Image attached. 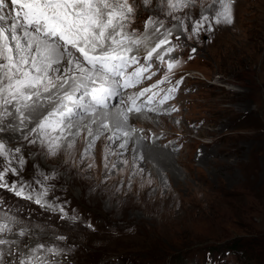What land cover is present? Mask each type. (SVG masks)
Listing matches in <instances>:
<instances>
[{
  "label": "rangeland",
  "instance_id": "374dc122",
  "mask_svg": "<svg viewBox=\"0 0 264 264\" xmlns=\"http://www.w3.org/2000/svg\"><path fill=\"white\" fill-rule=\"evenodd\" d=\"M191 11L198 16L200 9ZM150 14L141 5L134 27L143 31V21ZM234 17L232 25H214V32L201 33L199 39L182 36V48L174 58L202 74L190 79L191 92L179 99L180 111L163 122L161 117L131 121L136 128L143 127L149 138L162 129L186 134L172 152L179 162L180 180L188 178L184 187L170 185L171 176L167 180L158 176L152 195L145 201L137 198L131 190L136 186L134 177L124 174L131 164L123 173L113 172L106 178L103 138L94 150L93 170L85 166L90 160L79 163L85 146L76 148L79 154L71 159L63 152L47 159L29 157L25 178H31L33 164L38 162L46 173L58 170L57 178L49 181L56 185L49 198L66 202V210L76 220L61 219L58 213L4 195L41 241L53 242V234L67 237L56 241L72 248L57 258L61 264H185L206 261L209 251L217 258L222 255L217 264H264V0H236ZM191 56L196 58L189 60ZM161 143L149 147L162 152L173 145ZM125 155L129 159L130 153ZM189 165L191 170L185 167ZM86 183L88 188L81 185Z\"/></svg>",
  "mask_w": 264,
  "mask_h": 264
},
{
  "label": "snow or ice",
  "instance_id": "6c2138e0",
  "mask_svg": "<svg viewBox=\"0 0 264 264\" xmlns=\"http://www.w3.org/2000/svg\"><path fill=\"white\" fill-rule=\"evenodd\" d=\"M235 2L156 0L153 6V0H0V264H61L57 258L72 251L56 243L67 240L62 235L41 241L4 195L76 220L66 202L49 198L56 188L49 181L58 170L46 173L34 163L31 178H25L29 157L63 152L71 159L83 138L79 163L90 160L87 168L92 169L103 138L106 178L125 171L129 152L131 176L142 175L137 161L144 160L140 147L148 137L137 135L143 129L132 119L159 112L175 98L182 78L163 96L160 85L170 82L182 64L172 55L182 48V36L199 39L214 32V25H232ZM141 5L151 13L143 31L134 27ZM197 7L198 16L191 11ZM161 68L166 69L161 79L139 87Z\"/></svg>",
  "mask_w": 264,
  "mask_h": 264
},
{
  "label": "bare ground",
  "instance_id": "6f19581e",
  "mask_svg": "<svg viewBox=\"0 0 264 264\" xmlns=\"http://www.w3.org/2000/svg\"><path fill=\"white\" fill-rule=\"evenodd\" d=\"M139 119H141V118H139ZM160 120H162V122H163V120H164V118H160ZM137 121H139L138 119H137ZM157 125H159V124H157ZM140 126H142V125H140ZM152 127V126H151ZM156 127V126H155ZM152 129V128H151ZM154 130V129H153ZM187 133V132H186ZM149 134V133H148ZM149 136V135H148ZM152 136V135H151ZM146 137H147V135H146ZM103 140V139H102ZM102 142V141H101ZM105 142H107V141H105ZM79 146L78 147H76V148H78V149H80V146H86V142H84V139H80L79 140V142L77 143ZM77 144H76V146H77ZM104 144V143H103ZM161 144H163V143H161ZM160 144V145H161ZM98 145V144H97ZM133 147H135V145H132ZM154 146H156V145H154ZM176 147V146H175ZM101 148V147H100ZM151 147H149V146H147V144L146 143H144L143 141H142V145H141V147H140V151L142 152V154H143V156H144V160L143 161H137V163H139V165L141 164L140 162H142L143 164L142 165H140V167L141 168H143L144 169V172H143V174L142 175H136V176H132V177H134V178H132V180H133V182H134V185H136L135 187H133V189H131L132 190V192L133 193H135V195H136V197L137 198H139V199H142L143 201H145L146 199H147V196L148 195H152L151 194V189L152 188H154L155 186H158L157 184H158V176L160 177V176H163L164 178H165V180H167V178L168 177H172V179H173V182H171L170 183V185L172 184V183H175V185L177 186V187H179V186H183L184 187V184L186 185V183H187V180H188V178L186 177V179H185V182L183 181H181L180 180V171H179V169L177 168V165H176V162L178 163V165H179V162L178 161H176V159L175 158H173V156H172V151L173 150H165V151H162V152H159V151H157V150H153V149H150ZM159 148V147H158ZM27 151V150H26ZM96 153H99V151L97 150L96 151ZM130 153V155H128ZM129 153H127V155L129 156V161H130V164H131V166H132V154H131V152H129ZM25 154H27L26 152H25ZM79 153L78 152H76V149H75V151H74V153H73V155H78ZM204 155V154H203ZM166 156V157H165ZM179 157V156H178ZM203 157H205V156H203ZM199 158V157H198ZM59 159V158H58ZM61 159V158H60ZM34 160V159H33ZM32 160V161H33ZM63 160V159H62ZM67 160V159H66ZM68 161V160H67ZM95 161H96V159H95ZM31 162V161H30ZM87 162V161H86ZM152 162L154 163V165L152 164ZM208 162V161H207ZM56 163H58V161L56 162ZM68 163V162H67ZM99 163V162H98ZM38 164H39V162H38ZM61 164V163H60ZM69 164V163H68ZM130 164H129V166H130ZM181 164V163H180ZM216 164H218V165H220L221 163H219V161H216ZM40 165V164H39ZM30 166V165H29ZM77 166H78V164H77ZM82 166V165H81ZM85 166H87V165H85ZM103 166V165H102ZM128 166V167H129ZM184 167V166H183ZM186 168H188L189 170H191V166L189 165V167L188 166H185ZM224 167V166H223ZM26 168H27V166H26ZM86 168V167H85ZM100 168V167H99ZM98 168V169H99ZM101 168H103V167H101ZM46 169V168H45ZM231 169V168H230ZM64 170V169H63ZM88 170V169H87ZM93 170V169H92ZM96 170V169H95ZM232 170V169H231ZM72 171V170H71ZM82 171V170H81ZM86 171V170H85ZM131 171H132V167H131V169H129L128 168V170L127 171H125V173L124 174H131ZM69 173V172H68ZM81 173V172H80ZM93 173H95V172H93ZM121 173V172H120ZM119 173V174H120ZM123 173V172H122ZM168 173V174H167ZM192 173V172H191ZM200 173V172H199ZM73 174H74V171H73ZM190 174V173H189ZM118 175V174H117ZM73 176V175H72ZM84 176V175H83ZM88 176V175H87ZM113 176V175H112ZM120 176H121V174H120ZM167 176V177H166ZM186 176H187V174H186ZM190 176V175H189ZM192 176V175H191ZM71 177V176H70ZM74 177H75V175H74ZM128 177V176H127ZM80 178V177H79ZM125 178V177H124ZM192 178H194L193 176H192ZM74 179V178H73ZM93 179V178H92ZM104 179H106V178H104ZM103 179V180H104ZM112 179V178H111ZM122 179V178H121ZM130 179V178H129ZM197 179H199V181L200 180H202V178H201V174H198L197 175ZM75 180V179H74ZM74 180H72V181H74ZM81 180V179H80ZM125 180V179H124ZM149 180H151V183H148V181ZM77 181V180H76ZM100 181V180H99ZM98 181V182H99ZM195 181H196V179H195ZM203 181V180H202ZM84 182V181H83ZM97 182V183H98ZM116 182H117V180H116ZM120 182V181H119ZM127 182V181H126ZM166 183H167V181H165ZM76 183V182H75ZM100 183V182H99ZM169 183V182H168ZM201 183V182H200ZM92 184V183H91ZM95 184V183H94ZM164 184V183H163ZM206 184H208L207 182H206ZM210 184H212V183H210ZM79 185H80V183H79ZM81 185H83V187H85V188H88L89 186H88V184L86 183V184H81ZM132 185V184H131ZM160 185V184H159ZM190 185V184H189ZM164 186V185H163ZM106 187V186H105ZM108 187V186H107ZM113 187V189H115V187L114 186H110V188H112ZM127 187V186H126ZM189 187V186H188ZM197 187H199V185H197ZM209 187V186H208ZM212 187V186H211ZM103 188L104 187H101V186H99V188H98V190L99 191H101V190H103ZM117 188V187H116ZM124 188V187H123ZM168 188H169V186H168ZM172 188V190H170V191H173L174 192V188L173 187H171ZM190 188V187H189ZM200 188V187H199ZM203 188V187H202ZM206 188V187H205ZM75 189V188H74ZM126 189V188H125ZM155 189V188H154ZM170 189V188H169ZM175 189H176V187H175ZM185 189V188H184ZM105 190H106V188H105ZM108 190H109V188H108ZM121 190V189H120ZM134 190V191H133ZM187 190V189H186ZM186 190H184V191H186ZM71 191H72V189H71ZM70 191V192H71ZM83 191H84V189H83ZM107 191V190H106ZM116 191V190H115ZM158 191V190H157ZM179 191H181V190H179ZM80 192H81V190H80ZM91 192V191H90ZM89 192V193H90ZM96 192H98V191H96ZM167 192V191H166ZM87 193V192H86ZM104 193H105V191H104ZM103 193V194H104ZM110 193V192H109ZM113 193V192H112ZM121 193V192H120ZM184 193V192H183ZM70 194V193H69ZM108 194V193H107ZM170 194V193H169ZM179 194V193H178ZM68 195V194H67ZM67 195H65V197H68ZM87 195V194H86ZM134 195V194H133ZM154 195V194H153ZM177 195V194H176ZM81 196H82V194H81ZM99 196V195H98ZM157 196V195H156ZM160 196V195H159ZM167 196V195H166ZM179 196V195H178ZM84 197V196H83ZM91 197V196H90ZM93 197H95V196H93ZM122 197H123V195H122ZM128 197V196H127ZM185 197V196H184ZM184 197L182 198V199H184ZM97 198V197H96ZM124 198V197H123ZM152 198V197H151ZM156 198V197H155ZM154 198V199H155ZM166 198V197H165ZM172 198V197H171ZM181 198V197H180ZM88 199V198H87ZM158 199V198H157ZM164 199V198H163ZM179 199V198H178ZM86 200V199H85ZM93 200V199H92ZM136 200V199H135ZM162 200V199H161ZM180 200V199H179ZM113 201V200H112ZM116 201H117V199H116ZM120 200H118V202H119ZM122 201V200H121ZM126 201H127V199H126ZM174 201H175V199H174ZM190 201V200H189ZM68 202H70V201H67V203ZM90 202V201H89ZM97 202V201H96ZM131 202V201H130ZM85 203V202H84ZM122 203V202H121ZM176 203H177V201H176ZM98 204V203H97ZM175 204V203H174ZM180 204V203H179ZM119 205V204H118ZM131 205V204H130ZM129 205V206H130ZM142 205V204H141ZM176 205V204H175ZM93 206V205H92ZM128 206V205H127ZM162 206V205H161ZM67 207V206H66ZM65 207V208H66ZM85 207V206H84ZM131 207V206H130ZM147 207V206H146ZM81 208V207H80ZM127 208V207H126ZM148 209H149V207H147ZM146 208V209H147ZM77 209V208H76ZM85 209V208H84ZM89 209V208H88ZM128 209V208H127ZM168 209V208H167ZM175 209V208H174ZM142 210V209H141ZM137 211V210H136ZM130 212V211H129ZM127 213V212H126ZM125 213V215H127ZM161 213V212H160ZM166 213V212H165ZM172 215V214H171ZM131 216V215H130ZM161 216V215H160ZM126 216H124V218H125ZM135 218V217H134ZM165 221V220H164ZM173 222V221H172ZM178 222V221H177ZM182 222H184V220L182 221ZM147 223V222H146ZM162 220L159 222V223H157V226L159 227L160 225H162ZM128 224V223H127ZM155 224V223H154ZM166 224V223H165ZM168 225H169V223H168ZM175 225V224H174ZM135 226V225H134ZM172 226V225H171Z\"/></svg>",
  "mask_w": 264,
  "mask_h": 264
}]
</instances>
